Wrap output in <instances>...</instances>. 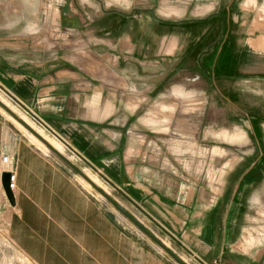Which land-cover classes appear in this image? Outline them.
<instances>
[{"label":"rangeland","instance_id":"1","mask_svg":"<svg viewBox=\"0 0 264 264\" xmlns=\"http://www.w3.org/2000/svg\"><path fill=\"white\" fill-rule=\"evenodd\" d=\"M226 4L227 0H0V45H8L18 51L26 42L27 50L32 51L33 55L42 53L55 56L57 53L69 61L79 57L88 67L95 66L98 61L103 66L109 64L111 57L120 56V44L116 41L120 33L95 31L99 24L109 23L105 20L106 13L117 11L128 17L122 21L127 27L135 22L134 19L141 24H149L145 26L148 29L144 32V49L141 53L144 71L139 75L143 80L138 81L143 84V110L137 113V124L129 125L126 131V137L134 144V157L144 167L154 165L159 168L163 178L176 175L178 179L186 178L190 184L203 183L213 193L224 186L225 193L229 195L233 186L244 183L245 177H240L239 173L255 158L260 160L253 167H264V82L248 73L249 67H254V59L246 55L248 46L260 53L264 42L261 33L248 30V27L252 23V29L257 27L258 30L259 25L262 27L264 23V17H233L237 19L235 24L241 25L238 31L223 36L224 47L216 55L220 62L216 71V59L212 64H201L199 56L203 55L201 52L206 45L209 48L220 40L219 20ZM183 23H186L187 32L183 31L186 30L184 26H180ZM168 24H179L176 26L181 30L169 32L175 26ZM217 24L218 31L215 30ZM206 25L209 29L201 32ZM158 29H161L160 33ZM128 34H135L133 28ZM174 34L179 42L187 45L186 65L173 60L183 49L179 52L173 50V54L170 49H165V54L163 51L160 55L154 53L155 46L159 44L158 36L173 35L176 38ZM232 37L239 41V55L235 63L231 58L235 56L230 43L225 47ZM164 44L167 46L168 43ZM122 56L130 55L124 53ZM259 57L256 56L255 61L260 68L264 63L259 64ZM66 66L76 70L71 64ZM0 101L38 135L48 137L58 152L184 264H204L193 253L179 249L174 236L159 227L148 210L124 200L100 170L83 159L41 119L23 109L1 86ZM0 120L1 145L6 149L1 154L12 163L14 176L16 147L26 144L45 155L56 167H62L70 184L87 200L85 208L76 210V218L79 217L82 225H88V218L95 208V211L110 216L115 229L111 239L103 235L106 244L101 242L102 246L99 247L106 253L103 256L87 254L94 243L86 233H80V239L46 240L50 247L63 248L68 253L43 257L48 264H107L109 260L116 263L122 250L135 247L144 250L145 258L176 264L1 109ZM2 155L0 174L4 169ZM10 193L11 201L0 186V264H35L21 252L14 239L19 234L16 227L21 225L16 219L21 217V221L28 222L31 216L26 212L23 217V210L14 205V189ZM42 211L53 218L63 214L61 208ZM263 214L262 209L256 212L261 222L251 226H264V219L260 217ZM53 226L61 227L56 223ZM110 250L113 255H109Z\"/></svg>","mask_w":264,"mask_h":264},{"label":"crops","instance_id":"2","mask_svg":"<svg viewBox=\"0 0 264 264\" xmlns=\"http://www.w3.org/2000/svg\"><path fill=\"white\" fill-rule=\"evenodd\" d=\"M221 16L220 40L210 49L206 45L201 52L203 55L199 56L201 64H212L216 59V71L220 64L216 55L224 47L223 36L238 31L241 25L235 24L237 19L233 17H264V0H227ZM105 17L109 23L99 24L95 31L120 33L116 38L120 44V56L111 57L109 64L102 66L98 61L95 66L88 67L79 57L69 61L57 53L55 56L33 55L27 50L26 42L22 49L19 47L20 51L0 45V86L23 109L41 119L83 159L100 170L124 200L148 210L152 220L174 236L179 249L193 253L204 264H264V226H251L261 222L256 212L264 210V167H253L260 158H255L239 173L245 181L241 186H233L229 195L225 193L224 186L213 193L203 183L190 184L186 178L178 179L176 175L163 178L160 169L154 165H140L134 157L133 141L126 137V131L129 125L137 124V113L143 110V84L138 81L143 80L139 75L144 71L141 53L144 32L148 29L145 26L149 24H141L134 19L135 22L127 27L122 21L128 17L117 11L106 13ZM168 25L175 26L169 32L181 30L176 26L179 24ZM180 26H184L186 30L183 31L187 32L186 23ZM252 26L249 23L248 30L260 32L264 40V23L258 30ZM132 28L135 32L133 38L128 34ZM208 29L206 25L201 32ZM158 30L160 33L161 29ZM215 30L218 31V24ZM158 37L159 44L155 46L154 53L160 55L163 51L165 54L164 50L170 49L173 54V50L179 52L183 49L173 60L187 64L186 44L179 42L176 35V38L166 36L168 39ZM228 42L235 63L239 41L232 37L225 47ZM124 53L130 56H122ZM246 55L254 59V67L250 66L248 73L264 82V66L257 67L255 61L256 56H260L259 64L264 63V42L260 53L248 46ZM69 64L76 70L66 66ZM1 131L0 120V139ZM40 136L57 149L48 137ZM2 152L6 149L0 140V157ZM15 160L14 205L23 210V217L26 212L31 216L28 222L18 217L16 221L21 227L18 225L17 228L16 223L14 226L19 233L14 239L21 252L35 264H48L43 257L67 252L63 248L50 247L46 240L80 239V233H86L94 243L87 254L106 255L99 247L101 242L106 244L103 235L111 239L115 231L110 216L94 208L88 225H82L79 217L76 218V210L85 208L87 200L70 184L62 167H56L45 155L26 144L17 145ZM50 208H61L63 214L53 218L42 211ZM260 217L264 219V214ZM55 223L61 227H54ZM121 252L117 253L119 259L116 263L109 260L107 264H165L162 259L145 258L144 250L140 248ZM109 255H113L112 250Z\"/></svg>","mask_w":264,"mask_h":264},{"label":"water","instance_id":"3","mask_svg":"<svg viewBox=\"0 0 264 264\" xmlns=\"http://www.w3.org/2000/svg\"><path fill=\"white\" fill-rule=\"evenodd\" d=\"M0 109L19 124L25 131L37 139L53 156L59 161L65 164L68 168L74 171L97 195L105 200L117 213L125 218L131 225H133L141 234H143L148 240L155 244L161 251H163L169 258H171L176 264H184L177 256H175L161 241L155 238L149 231H147L140 223H138L130 214L122 209L111 197L103 192L95 183H93L87 176H85L77 167L71 164L61 153L57 152L51 147L44 139L37 135L27 124L19 119L12 111H10L1 101ZM8 177L7 172L0 174V186L6 196L11 201V193L8 190Z\"/></svg>","mask_w":264,"mask_h":264},{"label":"built area","instance_id":"4","mask_svg":"<svg viewBox=\"0 0 264 264\" xmlns=\"http://www.w3.org/2000/svg\"><path fill=\"white\" fill-rule=\"evenodd\" d=\"M1 163L4 166L3 171L7 172L9 174V177H8V190L12 191L14 189V185H15V176H14V173L12 171V168H13L12 163L7 161V157L4 156V155H2Z\"/></svg>","mask_w":264,"mask_h":264},{"label":"bare ground","instance_id":"5","mask_svg":"<svg viewBox=\"0 0 264 264\" xmlns=\"http://www.w3.org/2000/svg\"><path fill=\"white\" fill-rule=\"evenodd\" d=\"M2 102V101H1ZM18 117V116H17ZM19 118V117H18ZM20 119V118H19ZM24 122V121H23ZM25 123V122H24ZM26 124V123H25ZM28 126V125H27ZM32 129V128H31ZM33 130V129H32ZM34 131V130H33ZM35 132V131H34ZM36 133V132H35ZM37 134V133H36ZM38 135V134H37ZM40 136V135H39ZM41 137V136H40ZM42 139H44L43 137H41ZM45 140V139H44ZM46 141V140H45ZM47 142V141H46ZM48 143V142H47ZM50 145V143H48ZM51 147H53L52 145H50ZM54 148V147H53ZM55 149V148H54ZM56 150V149H55ZM58 152V150H56ZM60 153V152H59ZM86 176V175H85ZM92 181V180H91ZM93 182V181H92ZM94 183V182H93Z\"/></svg>","mask_w":264,"mask_h":264}]
</instances>
